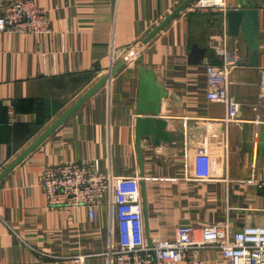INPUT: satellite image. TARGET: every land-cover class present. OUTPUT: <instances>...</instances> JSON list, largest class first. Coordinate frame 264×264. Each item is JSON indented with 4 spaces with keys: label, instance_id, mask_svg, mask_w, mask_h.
<instances>
[{
    "label": "crops",
    "instance_id": "0c3cea01",
    "mask_svg": "<svg viewBox=\"0 0 264 264\" xmlns=\"http://www.w3.org/2000/svg\"><path fill=\"white\" fill-rule=\"evenodd\" d=\"M8 0H0V7ZM50 21L44 34L0 31V172L111 64L137 42L140 55L122 65L63 123L0 180V264H108L117 243L115 212L100 203L65 214L47 207V165L97 159L103 171L142 177L145 237L173 239L178 225L226 221L233 229L264 225V0H223L224 7L182 9L148 42L143 38L183 0H33ZM258 11V63L248 66L241 35H227L224 11ZM195 43L204 60L189 64ZM221 50L222 53L217 51ZM112 63V64H114ZM166 91L157 118L170 143L136 141L138 67ZM207 65L228 66L236 117L207 97ZM208 147L211 159L199 153ZM204 264H226L202 248ZM85 255L79 263L73 256Z\"/></svg>",
    "mask_w": 264,
    "mask_h": 264
},
{
    "label": "built area",
    "instance_id": "2783aa9c",
    "mask_svg": "<svg viewBox=\"0 0 264 264\" xmlns=\"http://www.w3.org/2000/svg\"><path fill=\"white\" fill-rule=\"evenodd\" d=\"M195 8L224 7L223 0H194ZM46 10L33 0H8L0 7V31L44 34L50 31ZM142 44L137 42L123 50L120 60L129 65L140 55ZM222 53L221 50L217 51ZM117 58L111 55L109 72ZM114 63V64H112ZM209 91L207 97L225 105L226 124L236 117V102L228 94L227 65H207ZM199 153L211 159L208 147ZM142 177L114 175L103 171L97 159L71 161L47 165L41 172V186L47 207L69 214L77 207L86 208L90 218L96 207L105 202L116 214L119 239L109 243L104 255L108 264H204L198 257L202 248L217 249L226 264H264V225H245L233 229L226 221L211 225H178L173 239L145 237L143 199L140 186ZM264 193V179L257 182ZM85 255H75L79 263Z\"/></svg>",
    "mask_w": 264,
    "mask_h": 264
},
{
    "label": "water",
    "instance_id": "95a60500",
    "mask_svg": "<svg viewBox=\"0 0 264 264\" xmlns=\"http://www.w3.org/2000/svg\"><path fill=\"white\" fill-rule=\"evenodd\" d=\"M193 0H183L173 11L162 19L142 40L148 42L158 31H160L170 20H172L182 9ZM225 27L227 35H241L248 49V60L242 62L248 66H257L258 63V11L248 5L241 9H226L224 11ZM205 48L193 43L187 55L189 64H199L204 60ZM123 65L119 60L109 72L101 75L78 99H76L57 119H55L34 141H32L15 159H13L1 172L0 180L13 169L27 154H29L39 143L50 135L61 123H63L87 98H89L99 87H101L113 74ZM138 96L135 106L136 141L141 136H151L155 145L161 141L170 143L172 135L165 131L166 121L157 118L161 98L166 91L156 80L152 70H147L142 65L138 67Z\"/></svg>",
    "mask_w": 264,
    "mask_h": 264
}]
</instances>
